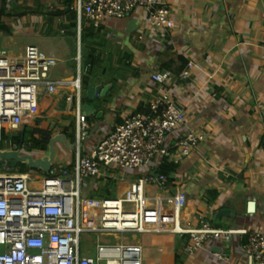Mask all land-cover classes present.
<instances>
[{"label": "built area", "instance_id": "1", "mask_svg": "<svg viewBox=\"0 0 264 264\" xmlns=\"http://www.w3.org/2000/svg\"><path fill=\"white\" fill-rule=\"evenodd\" d=\"M76 9L80 22L86 16L98 26H108L111 20H124L144 10L140 41L150 32L166 33L177 27L169 0H78ZM81 32L80 25V36ZM58 63L53 49L30 45L23 57L15 58L0 46V142L5 131L24 133L43 115L41 95L46 90L52 94L72 86L78 100L76 159L55 162L52 169L55 173L62 171L63 175L44 177L36 169H0V264H146L143 247L134 243L99 244L97 259L83 256L85 233L119 236L127 232L189 235L187 252L191 254L214 239L231 242L236 234L249 235L244 251L256 264H264V230L218 227L202 217L201 226L184 228L188 193L185 189L173 191L165 174L150 172L132 178L112 198L83 197L85 178L116 177L112 168L123 172L139 169L158 156L181 162L210 134L190 130L172 151L168 136L187 128L189 121L184 108L166 88L160 87L150 99L152 115L137 113L131 107L122 125L86 151L84 140L95 124L82 106L81 51L78 73L73 79L52 78ZM193 67L189 63L182 77H190ZM173 77L171 70L154 73L148 91L154 93L155 84L166 85ZM61 113L55 107L51 115L57 117ZM30 144L24 140L23 148L29 149Z\"/></svg>", "mask_w": 264, "mask_h": 264}, {"label": "crops", "instance_id": "2", "mask_svg": "<svg viewBox=\"0 0 264 264\" xmlns=\"http://www.w3.org/2000/svg\"><path fill=\"white\" fill-rule=\"evenodd\" d=\"M47 1L62 5V0ZM169 2L177 27L174 31L161 34L171 38V44L187 64L193 63L190 77L182 82H174L172 79V82L162 86L154 83L155 92L148 91L147 86L153 84L152 76L157 73L159 57L166 48L159 40L157 32L145 35L141 41L146 46L145 50L134 48L132 40L143 32L146 13L144 10H138L124 20H111L106 26L118 44L129 46L135 51L136 62L143 70L140 77L129 80L110 106L115 109L123 106L125 117L128 109H137L141 101L150 100L155 96L160 87L166 88L176 103L184 108L189 121L187 128L168 136L167 144L170 149L175 150L190 130H204L210 134L208 140L201 143L191 156L180 162L181 167L172 182L173 191H187L188 205L190 198L195 199L194 209L187 205L182 226L199 227L202 217L208 222L215 221L216 224H213L218 227L264 230V0ZM13 20H10L9 24ZM31 20L35 23L42 21L40 17H33ZM28 22L27 16L15 26L27 27ZM79 23L80 28V18ZM27 28L33 35L43 38L34 31L33 26ZM70 38L74 40L77 52H82L79 50L82 32L80 36L78 29L74 37ZM46 46L53 47L52 43ZM54 51L59 63L53 70L52 78L63 80L59 76L67 73L64 80L73 79L78 73V67L75 73L71 70L74 58L72 57L71 62L63 64L62 56L56 49ZM8 55L20 58L25 53ZM220 89L221 92L218 91ZM214 93H217V96H214ZM74 95L76 90L72 86L59 88L52 94L46 90L42 98L43 112L45 108L50 107L51 117L53 109L57 107L63 113L58 101L60 98ZM113 115L109 116L116 120V114ZM109 116L105 117L104 114L105 122L96 136L84 140L85 150L94 147L104 138L108 127L112 126L113 130L115 122L111 125ZM68 150L69 153L62 154V157L65 161L75 160L76 149ZM56 162L61 163L64 160ZM160 162L161 156H158L155 161L139 169L124 172L116 169L120 170L116 177H121L124 181L121 189L130 184L134 176H144L152 172ZM211 189L221 191L219 199L212 205L208 200V191ZM252 201L256 202V211L250 213L249 205ZM225 207L234 209L236 215L222 216L215 220L218 212ZM92 234L97 233L84 235ZM97 235L99 241L95 246H90L87 238L83 239V256L97 259L99 244L124 242L141 245L146 264H228V261L235 264H256L244 251L249 235L236 234L231 242L211 240L193 254L187 252L189 235L148 232H127L119 236Z\"/></svg>", "mask_w": 264, "mask_h": 264}, {"label": "trees", "instance_id": "3", "mask_svg": "<svg viewBox=\"0 0 264 264\" xmlns=\"http://www.w3.org/2000/svg\"><path fill=\"white\" fill-rule=\"evenodd\" d=\"M78 0H62V5L59 6L57 2H49L47 0H0V34L12 36L15 33V24L24 17L29 18L27 27H34V31L39 33L43 38L54 39L60 37H74L79 29V14L76 9ZM17 3V5H16ZM33 17H40L42 21L33 22ZM14 19V20H13ZM13 20L11 24L9 21ZM14 22V23H13ZM158 38L165 46V52L159 57L156 71L164 72L171 70L174 72V82L186 81L188 78H183V73L188 69V64L185 62L183 56L178 53L174 45L171 44V38L166 35L162 36L157 32ZM138 34L133 41L134 48L138 50H145L146 46L139 40ZM81 65H82V89H91L96 83H103L105 85L111 84V90L105 97H98L95 101L85 99L82 97L83 104H91L96 109V115L89 117L95 123L98 122L97 114L104 111L105 117L110 114H116L115 126L113 130L122 125L125 121L123 113L125 108H112L110 106L123 88L128 84L131 78H138L142 75L143 70L136 62V53L129 46H122L118 44L110 29L106 26L96 25L95 22L83 16L82 18V40L81 47ZM164 54V57L162 55ZM78 67L77 61L71 63V70L75 72ZM221 92L222 90H218ZM43 98V96H42ZM59 105L65 110L70 105V112L63 109V113L53 120L50 115V107L45 108L43 115L35 121L34 126H28L26 131L16 136L11 137L15 145H19L24 138L25 141L30 142L28 148L40 153H47L50 149L51 140L57 134H66L69 142L75 145L77 142V96L63 97L58 101ZM137 113L152 115L153 110L150 100L146 99L139 103L136 110ZM6 134V135H5ZM5 139L0 142V149H11V142L7 143V138L10 139L9 134L4 132ZM173 151L174 149L171 148ZM56 166V165H55ZM54 166V167H55ZM0 167H3L0 164ZM181 167V163L175 161L170 156H161L159 166L154 168L152 172L158 174H165L173 182L176 179V174ZM31 168L27 164H19L15 170L20 172H28ZM119 174V171L113 169ZM44 177H57L63 175V172H51L46 174L38 171ZM141 177L134 176L133 178ZM84 187L90 186L92 181L95 184V189L89 193L88 197H114L118 191L123 187L124 181L121 177H106L101 176L97 178H85ZM83 187V188H84ZM83 190V189H82ZM221 191L219 189H211L208 191L209 204H214L220 197ZM211 220V218H209ZM216 224L215 221L211 220ZM185 256V255H182ZM180 259H182L180 257ZM181 262V261H179Z\"/></svg>", "mask_w": 264, "mask_h": 264}, {"label": "water", "instance_id": "4", "mask_svg": "<svg viewBox=\"0 0 264 264\" xmlns=\"http://www.w3.org/2000/svg\"><path fill=\"white\" fill-rule=\"evenodd\" d=\"M110 89L111 85L103 86L100 83H96L91 89L83 91V97L85 99L95 101L100 96H107ZM83 111L88 117H93L96 115V109L91 104H84ZM97 118L98 122H96L88 138H90L91 136H96V133L105 122L103 121L104 112H99L97 114ZM23 142L24 138L22 139V142L19 145H16L11 149H0V164L9 168H16L19 164H27L31 169H36L46 174H50L58 158V153L56 150L57 143L63 142L68 148H75V145H72L69 142L66 134H57L51 140L50 149L47 153L33 152L30 149H25L23 148ZM249 211L250 213L256 211L255 201H252L250 203ZM235 215L236 212L234 209H232L231 207H225L220 212H218L214 219L217 220L218 217Z\"/></svg>", "mask_w": 264, "mask_h": 264}, {"label": "rangeland", "instance_id": "5", "mask_svg": "<svg viewBox=\"0 0 264 264\" xmlns=\"http://www.w3.org/2000/svg\"><path fill=\"white\" fill-rule=\"evenodd\" d=\"M15 30H16V33L13 36H6L4 34H0V45H1L3 50H6V52L8 54L21 55V54L25 53L28 46H30L32 44H37L38 46L47 47L46 46L47 44L52 43V46L54 48L53 47H47V49H53V50L56 49L58 54L60 56H62V59L64 60V62H62L63 64L71 62L72 57L74 58L73 61L76 60L77 64H78V57H79L80 52L79 53L77 52V48L74 45V40H72L71 38L60 37V38H54V39H47V38L43 39V38H40L38 35H33V32H30L28 30V28L24 27V26H20L19 28L16 26ZM73 52L75 55L73 54ZM62 71H64V70H62ZM66 75H67V73H64L59 77L64 80ZM42 96L43 95H41V97ZM62 99L63 98H60V100H62ZM58 106H59V108L62 107L59 105V103H58ZM65 111L70 112V105L67 108V110H65ZM49 117H50V115H49ZM113 117L115 119V115H113ZM113 117L109 116V120L111 122V125H113V123L115 122ZM51 118L53 120H55V118H57V117L51 115ZM34 124L30 125V126H34ZM107 129H108V133L105 136H107L108 134H110L112 132L111 131L112 126L108 127ZM8 134L10 136V139L7 138L6 141H7V143L11 142L10 144L13 146L14 144L12 142H15V141L13 139L11 140V137H12V135L16 136L17 134H19V132H16V131L12 132V133L8 132ZM5 135H4V139H5ZM4 139H3V141H4ZM71 149H77L76 144H75V148H71ZM56 150L58 153L57 161H59V162L62 160L65 161V158H63L62 156L64 154L66 155L70 151V150H68V147L66 146V144H64L63 142L57 143ZM73 154H75L74 150H73ZM1 168L2 167H0V169ZM84 181L86 182L85 179H84ZM95 188H96L95 184L92 181L90 186L86 185V187L83 188L82 196L83 197L89 196V193L91 191H93V189H95ZM194 205H195V199L190 198V202H189L188 207L190 206L192 209H194V207H193ZM85 238H87L90 241V243H91L90 246H92V245L95 246L99 241V235H97V234H92L91 236L83 235V239H85Z\"/></svg>", "mask_w": 264, "mask_h": 264}]
</instances>
